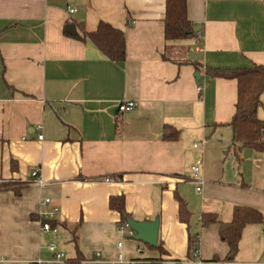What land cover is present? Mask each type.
<instances>
[{
    "label": "crops",
    "instance_id": "crops-1",
    "mask_svg": "<svg viewBox=\"0 0 264 264\" xmlns=\"http://www.w3.org/2000/svg\"><path fill=\"white\" fill-rule=\"evenodd\" d=\"M186 2L199 30L166 41L165 0H0V183L11 185L0 189V264L52 259L50 243L64 253L57 264L120 251L146 264H191L189 234L201 258L224 259L219 225L202 227L201 214L228 222L236 206H252L264 218V151L244 147L237 169L227 124L237 82L207 73L264 65V0ZM100 21L123 31V61L72 35ZM128 100L136 105L118 114ZM166 126L176 138L163 139ZM198 157L200 193L191 180ZM35 168L43 186L31 181ZM119 195L131 218H158L160 248L118 231L120 214L108 202ZM177 196L188 225L178 219ZM53 207L58 230L43 231L40 213ZM233 260L264 261V222L245 226Z\"/></svg>",
    "mask_w": 264,
    "mask_h": 264
},
{
    "label": "trees",
    "instance_id": "trees-1",
    "mask_svg": "<svg viewBox=\"0 0 264 264\" xmlns=\"http://www.w3.org/2000/svg\"><path fill=\"white\" fill-rule=\"evenodd\" d=\"M164 38L166 41L185 39L193 36V23L187 16L186 0H165L164 15ZM78 39H89L110 60L123 61L125 58V35L122 30L113 27L110 23L100 21L95 31L88 32L80 28L73 33ZM211 77L235 79L237 82V99L235 112L227 123L232 129V147L234 148L237 169L241 162L240 151L244 147H250L264 151V119L257 115L261 105V96L264 92V65L252 63L249 67H236L228 69H207ZM178 131L170 130L168 126L163 132V139L176 138ZM14 166V162H13ZM25 184V182H24ZM11 187L9 182L0 183V189ZM16 193L19 190L15 189ZM178 202V219L188 225L190 212L186 203L180 197ZM109 207L116 210L121 217L122 224L125 223L129 213L125 210L124 197L111 196ZM264 218L261 211L252 206H236L232 219L228 222L221 221L216 213L204 212L201 214L200 224L206 227L212 223L219 225V236L228 246V253L224 259L233 260L239 251V243L245 226L255 223H263ZM195 237L189 234L188 249L194 248ZM147 245V244H146ZM149 248H160V244L149 246ZM151 261L150 264H158Z\"/></svg>",
    "mask_w": 264,
    "mask_h": 264
},
{
    "label": "built area",
    "instance_id": "built-area-1",
    "mask_svg": "<svg viewBox=\"0 0 264 264\" xmlns=\"http://www.w3.org/2000/svg\"><path fill=\"white\" fill-rule=\"evenodd\" d=\"M66 11L68 13H74L77 11V9L74 6H67ZM200 87H197V90H199ZM136 105L135 101L132 100H128V101H123L121 103H119L118 105V114H122L125 111H128L130 109H132L134 106ZM38 138H42V135H38ZM207 140L206 139H202L200 141L194 142L193 143V147L194 148H198L201 146H204L206 144ZM202 157H198L196 159V161L194 162V164L191 166V172H192V176H191V180L193 183H195V190L200 193L202 190V187L205 183V180L200 176L199 172H200V166L202 164ZM30 176H31V181L32 183L38 185V186H43L45 183L44 181L41 179L38 169H32L30 172ZM50 202V198H44L41 201V204H47ZM57 213V208L53 207L51 208L49 211H42L40 213V217H41V229L43 231H50V232H56L58 230V226L57 225H53L51 223V220L54 218V216ZM129 227L126 223L121 224L118 227V231L122 234H124L125 232L129 231ZM129 233L131 234L132 231L130 230ZM118 246L121 247L122 246V242H118ZM48 249L49 251H51L53 253V257L52 259L49 260H41L38 259L36 261H34V264H57L63 261L64 259V253L57 251L56 245H54L53 243H50L48 245ZM137 251H142V249L139 247L137 248ZM193 256L194 259L190 261L191 264H264V261H253V262H248V263H241L235 260H226V259H203L200 257V250H199V238L198 236L195 237V241H194V248H193ZM136 262H142L141 259H125L123 257L122 252L120 251L117 255V257L115 259H106V258H102L101 255L99 253H97V257L96 259H92L90 261H88V264H133Z\"/></svg>",
    "mask_w": 264,
    "mask_h": 264
},
{
    "label": "water",
    "instance_id": "water-1",
    "mask_svg": "<svg viewBox=\"0 0 264 264\" xmlns=\"http://www.w3.org/2000/svg\"><path fill=\"white\" fill-rule=\"evenodd\" d=\"M200 28V25L194 26L193 30L196 32ZM66 30L73 32V26L69 25ZM191 57H193L191 55ZM197 78L199 75L196 73ZM125 223L131 229L132 238L141 241L149 246H155L157 244L159 220L156 217L154 220L137 221L129 216L126 217Z\"/></svg>",
    "mask_w": 264,
    "mask_h": 264
},
{
    "label": "rangeland",
    "instance_id": "rangeland-1",
    "mask_svg": "<svg viewBox=\"0 0 264 264\" xmlns=\"http://www.w3.org/2000/svg\"><path fill=\"white\" fill-rule=\"evenodd\" d=\"M261 100H262V102H261L260 107L258 108V111H257L258 113H257V115H258L259 118L264 119V93H263L262 96H261ZM190 222H191V224H192L194 227H196V226H195V215H192V216H191V220H190ZM144 262H145V263H144ZM146 262H147V261L142 260V262H136V263H133V264H146Z\"/></svg>",
    "mask_w": 264,
    "mask_h": 264
}]
</instances>
